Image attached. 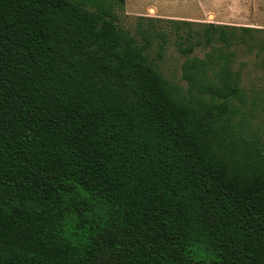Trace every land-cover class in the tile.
<instances>
[{
	"label": "trees",
	"instance_id": "trees-1",
	"mask_svg": "<svg viewBox=\"0 0 264 264\" xmlns=\"http://www.w3.org/2000/svg\"><path fill=\"white\" fill-rule=\"evenodd\" d=\"M124 4L0 0V264H264V143L236 67L264 65V28L132 33ZM173 37L186 88L159 67Z\"/></svg>",
	"mask_w": 264,
	"mask_h": 264
},
{
	"label": "rangeland",
	"instance_id": "rangeland-1",
	"mask_svg": "<svg viewBox=\"0 0 264 264\" xmlns=\"http://www.w3.org/2000/svg\"><path fill=\"white\" fill-rule=\"evenodd\" d=\"M215 0H125L122 8H116L115 13L119 19V24L135 33L140 17L156 16L163 19H172L176 14H186L193 16H205L198 11L199 6H207ZM236 3V2H234ZM235 6V5H234ZM240 16L238 19H217L205 17L197 22L254 24L264 28V0H243L238 7ZM235 15V12L228 13ZM146 23V21L144 20ZM175 37L168 44L165 56L158 60L159 67L166 77L173 83L183 88L187 87V82L182 78V63L185 60L175 44ZM203 49H197L194 54L204 55ZM155 55V54H154ZM236 67L241 69L242 85L247 91L248 103L242 106L241 112H246L248 120V132L256 131L264 143V65L261 59L254 54L242 53L236 63ZM255 103H252V100Z\"/></svg>",
	"mask_w": 264,
	"mask_h": 264
},
{
	"label": "crops",
	"instance_id": "crops-1",
	"mask_svg": "<svg viewBox=\"0 0 264 264\" xmlns=\"http://www.w3.org/2000/svg\"><path fill=\"white\" fill-rule=\"evenodd\" d=\"M214 3L215 4L198 7V11L201 12V14L203 15L205 14V16L188 15V13L191 14L192 12V11H188L186 12V14H176L172 17V19L202 20L205 17H208V18L213 17L217 19H238L239 18L240 13H238L239 12L238 7L239 5H241V3H243V0H215ZM232 12H235V15H228V13H232ZM228 24H233V23H228ZM237 25H249V26L261 27V26H257L254 24H239L238 23Z\"/></svg>",
	"mask_w": 264,
	"mask_h": 264
}]
</instances>
